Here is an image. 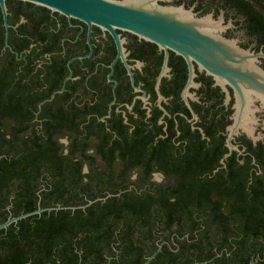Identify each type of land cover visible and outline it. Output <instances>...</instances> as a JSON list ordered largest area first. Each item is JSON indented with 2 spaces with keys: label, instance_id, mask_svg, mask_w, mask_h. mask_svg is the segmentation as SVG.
I'll return each instance as SVG.
<instances>
[{
  "label": "flooded vegetation",
  "instance_id": "flooded-vegetation-1",
  "mask_svg": "<svg viewBox=\"0 0 264 264\" xmlns=\"http://www.w3.org/2000/svg\"><path fill=\"white\" fill-rule=\"evenodd\" d=\"M156 3L190 10L195 18L211 14L217 19L222 14L225 27L220 34L254 55L255 64L264 70V10L255 1ZM5 5L6 20L0 7V84L8 94L41 98L35 119L39 126L53 122L54 138L63 151L71 136H76L88 143V154H94L93 146L101 142L124 147L138 162L126 172L128 186L67 192L65 199L69 195L72 199L64 204L62 200L47 202L41 188L36 191L35 209H84L95 201L122 203L125 195L157 198L156 189L148 183L164 184L181 175L190 180L188 186L197 188L196 194L206 193L217 202L176 203L174 193H169L167 202L145 205L150 214H130L137 228L147 218L151 228L150 238L143 239L151 248L142 264L153 253L147 264H183L186 259L190 260L186 264H264L261 100H250L254 112L243 116L240 97L254 98V94H240L226 80L169 47L121 28H115L116 41L106 28L30 2L5 0ZM143 161L149 163L148 181L138 185ZM88 170L84 164L82 171ZM10 207L11 203L5 205L7 210ZM174 207L182 213L168 226L163 215ZM126 212L119 214L118 225L129 222ZM140 233L137 229L134 237ZM120 252L115 246L105 251L108 264L112 258L119 261Z\"/></svg>",
  "mask_w": 264,
  "mask_h": 264
},
{
  "label": "trees",
  "instance_id": "trees-1",
  "mask_svg": "<svg viewBox=\"0 0 264 264\" xmlns=\"http://www.w3.org/2000/svg\"><path fill=\"white\" fill-rule=\"evenodd\" d=\"M253 1L264 10V0ZM40 99L36 94H8L0 84V222L6 220L9 212L15 216L35 209L36 191L41 188L44 189L40 194L47 202L62 200L64 204L72 199L71 195L65 199L67 192L128 186L126 172L138 165L134 155L128 154L129 150L124 147L105 146L100 142L93 146L94 154H88V143L76 136H71L67 151H63L54 138L53 122L44 121L39 126L35 119ZM53 116L50 117L53 119ZM73 132L77 134L76 129ZM84 164L88 165L87 173L82 171ZM139 165L143 173L137 181L143 185L148 181L149 163L143 161ZM187 182L190 180L180 175L168 178L164 184L148 183L156 189L157 198L149 194L125 195L122 203L114 199L107 200V205L95 201L84 209L60 208L21 218L0 230V264H104L107 262L105 251L114 246L121 250L120 259L112 258L109 264H142L150 253L151 246L143 239L150 238L151 228L148 218L137 228L130 214H150L145 205L165 203L169 193L172 196L174 193L176 203L217 202L210 200L206 193L196 194L197 188L188 186ZM11 195L13 198L9 201ZM8 203H11L10 210L5 209ZM124 211L130 220L121 226L118 218ZM181 213L174 207L163 215V222L169 226ZM137 229L140 237H134ZM189 261L186 259L183 264Z\"/></svg>",
  "mask_w": 264,
  "mask_h": 264
},
{
  "label": "water",
  "instance_id": "water-1",
  "mask_svg": "<svg viewBox=\"0 0 264 264\" xmlns=\"http://www.w3.org/2000/svg\"><path fill=\"white\" fill-rule=\"evenodd\" d=\"M60 12L67 17L77 18L88 25L95 24L109 30L117 41L115 28L127 29L160 46L169 47L188 60H195L199 68L205 69L216 78L226 80L237 92L254 94L240 97L243 116L254 112L249 101L260 99L264 104V70L254 62V55L236 47L235 40L224 38L222 14L213 19L211 14L195 18L190 10L181 7L160 6L156 0H21ZM0 7L6 20L5 0ZM5 24L7 25L6 21ZM118 50L120 46L118 42ZM190 75L192 64L189 63ZM244 94V93H243ZM41 103L39 104L40 107ZM254 121L253 118H251ZM244 121L238 120V125ZM244 126V125H243ZM84 170L86 168L84 167ZM69 207V206H68ZM82 207V206H81ZM10 216L0 222V230L28 215L38 214L44 209ZM75 208V207H71ZM154 255L151 254L144 264ZM110 259V258H109ZM105 264H108L105 263Z\"/></svg>",
  "mask_w": 264,
  "mask_h": 264
}]
</instances>
